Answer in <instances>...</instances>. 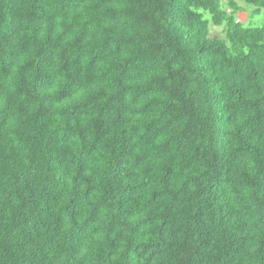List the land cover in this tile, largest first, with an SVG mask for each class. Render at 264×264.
<instances>
[{
  "label": "trees",
  "instance_id": "1",
  "mask_svg": "<svg viewBox=\"0 0 264 264\" xmlns=\"http://www.w3.org/2000/svg\"><path fill=\"white\" fill-rule=\"evenodd\" d=\"M0 264H264V0H0Z\"/></svg>",
  "mask_w": 264,
  "mask_h": 264
},
{
  "label": "rangeland",
  "instance_id": "2",
  "mask_svg": "<svg viewBox=\"0 0 264 264\" xmlns=\"http://www.w3.org/2000/svg\"><path fill=\"white\" fill-rule=\"evenodd\" d=\"M222 1H225V0H222ZM252 8H253L252 6H249L245 10H239L236 12V14H235L236 21L240 25L248 27V26L259 25L262 22V16L250 14V10ZM228 11H229V9H228ZM204 17H208V14L206 12H204ZM210 31H211V34H217L220 38L226 37L225 36V31H226L225 25H220V26L211 25Z\"/></svg>",
  "mask_w": 264,
  "mask_h": 264
}]
</instances>
